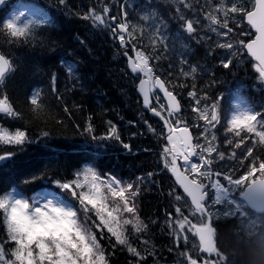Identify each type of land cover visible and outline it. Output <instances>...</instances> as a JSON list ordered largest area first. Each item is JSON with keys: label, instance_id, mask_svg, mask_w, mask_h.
<instances>
[{"label": "trees", "instance_id": "16d2710c", "mask_svg": "<svg viewBox=\"0 0 264 264\" xmlns=\"http://www.w3.org/2000/svg\"><path fill=\"white\" fill-rule=\"evenodd\" d=\"M17 1H32L47 11V23L33 27L27 37L13 38L3 29V15ZM121 1L67 0L65 5H60L58 0H8L7 6L0 9V51L15 68L0 84V97H7L13 110L19 113L17 117L0 113V125L11 132L26 131L31 141L23 146L0 144V155L16 153L9 160L0 162V194L10 188L27 193L39 188L55 189V180L71 181L84 167L92 168L99 176L111 174L122 181L137 183L136 216L145 227L141 233H136L131 225L124 228L129 245L140 252L144 258L142 264H188L184 254L197 258L199 242L194 237L192 243L195 242V246L192 247L191 242L185 245L178 242L170 224L176 218L177 206L184 207V215L192 223H197V219L190 215L191 209L183 201H176V195L184 194L164 167L165 124L142 108L135 91L138 76L129 73L124 47L112 37L110 25L83 18L93 6L98 9L109 6L113 14L119 15ZM185 4L191 7L185 8ZM124 8L130 15L127 23L132 33L131 41L138 51L150 56L149 66L153 72L182 98L184 109L177 114L176 120L190 125L195 134L201 132V127L195 126L199 114L192 111L194 101L188 97L189 91L196 92L197 97L207 96L203 102L206 105L218 103L221 120L213 129L217 137L214 143L226 153L235 150L237 158L233 162L216 161L213 170L235 167L238 174H244L247 165L252 163L250 159L245 162V168L240 169L239 162L247 147L254 148L252 159L257 160L258 166L259 158L264 156V145L258 143V137L242 133L250 138L245 142L246 147L240 149L229 148L225 143L226 139H239L226 131V108L232 94L239 96L255 112H264V82L257 79L258 73L252 67L254 62L246 56L236 57L232 66L225 69L220 65L218 53L203 57L200 48L191 51L186 45H179L183 36L172 41L169 38L172 27L181 25L177 8L187 19L193 13L207 15L205 4L199 0L172 3L128 0ZM206 57L207 72L200 73L197 79L183 75L186 70L197 68ZM69 68L73 69L71 76L68 75ZM36 91L40 93L38 107L31 105V97ZM145 120L154 132L149 131ZM107 121L116 124L121 141L128 143L130 150L124 149L115 139L93 140L90 136L80 135L82 129L92 123L95 136H106ZM42 131L49 132V136L40 137ZM33 176L40 178L24 183ZM137 177L145 179L138 181ZM101 190L105 191L103 186ZM68 198L75 207H80L70 195ZM90 215L96 223L89 221V227L104 249L108 264H138L140 258L128 253V246L117 244L114 237L109 241L107 228H98L96 225L101 223L100 220L94 212ZM131 218V214L117 217L121 222ZM213 226L214 243L225 257L221 264H250L261 242L239 230L238 218L222 216L215 219ZM5 233L4 226L0 225V236ZM209 257L212 261L219 259L215 253ZM198 261L199 258L197 264Z\"/></svg>", "mask_w": 264, "mask_h": 264}, {"label": "snow or ice", "instance_id": "6c2138e0", "mask_svg": "<svg viewBox=\"0 0 264 264\" xmlns=\"http://www.w3.org/2000/svg\"><path fill=\"white\" fill-rule=\"evenodd\" d=\"M67 0H58L60 5H65ZM183 2V0H180ZM251 2V0H250ZM6 3V0H0V5ZM185 8L191 5L185 4ZM253 10L246 12L248 24L256 30V37L250 42H244L240 39L238 44L217 42L216 49H226L231 52V56H223L220 59V65L229 69L232 66L233 59L240 53L235 51L237 47L241 50H247V55L254 58L255 63L252 67L258 73L257 79L264 82V0H255L252 5ZM224 11L225 20L221 24L220 19L215 15H209L206 19L209 21L205 27L219 37H228L232 29L228 26V9H217ZM38 13L42 10L36 9ZM231 13L241 12V6L233 3L230 9ZM177 18L181 23V29L188 34L195 36L197 28L194 23L199 21L186 20L182 14H179L177 8ZM23 12L13 13L11 18L2 21L3 29L11 37H27L33 27L45 25L46 19H29L18 26ZM244 13L241 12V16ZM106 16L108 17L106 20ZM84 19L94 20L100 25H110L109 31L113 38L118 37L121 46H124L123 55L128 58V65L133 73H143L148 77V81L140 80V92L143 93V107L164 121L168 129L166 136L167 144L170 147L164 148L165 164L164 167L174 177L175 183L183 190L186 196L176 195V201H183V204L191 209L190 215L197 217V223H192L187 215H184V207L175 208L176 218L170 224V227L179 236L186 227L188 232H193L199 237V247L202 253H215L219 259L214 261L205 260L204 264H221L225 257L217 249L213 237L216 234L214 222L221 216L225 218H240L239 230L246 231L248 236L256 238L264 243V156L257 160L252 159L255 155L253 147H247L243 159L240 160V169L245 168V162L252 160L247 165L244 174H238L235 167L227 170L213 171L216 161L233 162L237 158L235 150L224 152L214 143L217 137L212 134L209 140V133L216 129L220 123L218 115L219 105L214 102L211 105L201 104L208 99L207 96L197 97V93L189 91L187 93L191 101H195V107L192 111L198 113L197 122L205 121L203 131L200 136H193L189 133L188 126L183 127L181 131H176L172 127L170 117L173 114L182 111L181 105L173 92L169 91L165 83L159 78L153 76V68L150 67V56L144 52L133 48L135 59L129 56L127 45L129 41L125 39V32L129 28L126 22L116 23L117 16L111 15L109 6L98 9L95 6L90 7ZM132 33L128 32L131 37ZM166 39V37H165ZM206 37H201L197 43ZM184 63V61H181ZM243 63V61H241ZM15 70L14 65L4 54H0V84L5 79L6 74ZM73 69L69 68L68 75L71 76ZM197 72L193 67L191 72H183L185 77ZM154 81V87L158 88L167 99V105L160 104V110L153 107L148 90L145 84ZM71 90V89H70ZM39 91L31 97V105L38 107L37 97ZM157 97V102H159ZM239 107V106H237ZM65 111H68L66 108ZM167 112V118L162 114ZM0 113H5L9 117H17L19 113L13 110L7 97L0 99ZM91 120V117L88 118ZM149 127V131H155L147 120L144 121ZM179 123V121H177ZM226 129L229 133H234L238 141L226 139L225 143L229 148L240 149L246 147L245 142L249 136H242V133H248L258 137V143L264 145V112H255L249 107L242 108L237 114H234L227 121ZM108 130L106 136L97 137L93 133L95 128L92 123H88L82 129L80 135L90 136L93 140L97 139H115L120 141L124 149L130 150L128 143H123L116 124L107 121ZM195 126H199L198 123ZM261 129V130H258ZM49 132L42 131L40 137H48ZM203 138L207 143L201 144ZM39 139V138H38ZM26 131L17 130L10 133L0 130V144L23 146L30 143ZM16 153L8 152L6 155H0V162L7 161ZM171 157L170 161L168 157ZM198 157V162H192V158ZM178 161H183L186 166L181 171ZM89 174L91 179L89 180ZM78 177L80 172L76 174ZM84 180L75 179L67 182L55 180L54 184L59 189L60 194L43 190L37 192L32 197L17 195L15 189L11 192L6 191L0 195V211H2L3 222L7 227V243L15 247L6 251V244L0 242V264H108L104 249L102 248L96 234L89 227V221L95 224L90 213L94 212L100 220L98 228L103 226L107 228L110 234L109 241L114 237L117 244L127 245V251L133 257H139L138 264H142L143 257L137 248L129 245L128 237L124 228L131 225L136 233L144 230L142 221L136 216L137 208L135 198L139 191V185L134 182L122 181L115 176H108L106 180L101 179L93 172L92 168L85 167L83 170ZM152 174L149 173V176ZM40 177L33 176L31 179H25L24 183L29 184ZM144 177H137L142 181ZM105 189L102 191L101 188ZM107 193V194H106ZM238 194V195H237ZM78 201L80 207H75L68 199ZM190 199V204L187 201ZM220 206V207H218ZM223 209V210H221ZM81 212L83 219H81ZM131 214V219L118 220V216ZM103 237V232H101ZM187 239V237H185ZM115 247V246H114ZM187 255L188 264H197V258Z\"/></svg>", "mask_w": 264, "mask_h": 264}, {"label": "rangeland", "instance_id": "374dc122", "mask_svg": "<svg viewBox=\"0 0 264 264\" xmlns=\"http://www.w3.org/2000/svg\"><path fill=\"white\" fill-rule=\"evenodd\" d=\"M199 1L205 4V6L207 8L208 16L209 15H215V16H217L220 19L221 24H223L224 23V20H225L224 11L223 10L217 11V9H228V26L232 29V32L235 35H237V37L239 39H241L242 37L239 35L240 33H239V31H238L237 28H239L240 31H242L243 34H247V32H246L247 31V27L245 26V24L243 22V16H241V12L244 13L249 8V6L251 7L253 5L254 0H251V2H250V0H199ZM233 3L239 4L241 6V12L231 13L230 9H231ZM25 9H27V6H25V5H18V8L17 9L15 8L14 10L11 11V13L8 15V18H11V15L13 13L19 14L20 12H22ZM23 14H24L23 15V19H24L23 22H25V21L29 20V18L34 14V12H32V11L29 10V11H24ZM188 19H189V17H188ZM197 20L196 19H193L192 21H197ZM198 21H200V20H198ZM205 23L208 24L209 21L207 20ZM212 34H213V39H211V42L213 43L214 46H215V44L218 41L219 42H224L226 40V37H219L218 38L215 35V33H212ZM205 35H206V33L204 31V36ZM207 41L209 42V40H207ZM227 43H235V44H238L239 42H235L234 40H231L230 42H227ZM236 49H234V50H236ZM239 58L242 59L243 56L240 54L239 55ZM237 106H239V107H237ZM244 107H246V106L243 103H241L232 94L231 95V100L229 101V103L227 105V108H226L227 110L228 109H231L229 119H231L234 114H237ZM205 123H206L205 121H201V125H199L201 127L200 128L201 132L203 131V127H204ZM0 130H3V129L0 128ZM198 134L200 136V133H198ZM211 135H212V130L209 133V140H211ZM200 143L203 145V144H206L207 142L203 138H201ZM80 173H81V175L79 177L77 176V179H80L81 181H83L84 180L83 171L80 172ZM12 190L13 189H11L10 192ZM38 192H40V191H38ZM218 207H220V206H218ZM221 210H223V209H221ZM196 219H197V217H196ZM239 219L240 218H238V221H239ZM173 235H174L175 239L178 242L183 243L184 245L186 243L191 242V244H190L191 247L193 245L195 246V242H194V244L192 243L193 237L196 238L197 243L199 242V240H198L199 238H197V236H195L194 231L190 233V232L187 231V228L185 229L184 232L180 233L179 236H177V233L176 232ZM185 237H187V239H185Z\"/></svg>", "mask_w": 264, "mask_h": 264}, {"label": "water", "instance_id": "95a60500", "mask_svg": "<svg viewBox=\"0 0 264 264\" xmlns=\"http://www.w3.org/2000/svg\"><path fill=\"white\" fill-rule=\"evenodd\" d=\"M5 5V3L3 4V5H0V7H2V6H4ZM253 10V9H252ZM245 21L246 22H248L247 21V18H246V14H245ZM255 32H256V30L254 29V28H252ZM255 37H256V34L254 35V38L253 39H251V40H254L255 39ZM248 42H250V40L248 41ZM247 42V43H248ZM253 60H254V58H253ZM129 68H130V66H129ZM130 70H131V68H130ZM143 80H145V81H148L147 79H145V78H142ZM140 81L138 82V85H137V92H138V94L140 95V97H141V99H142V101H143V93L142 92H140ZM145 88L148 90V93H149V83H146L145 84ZM158 89V88H157ZM158 91H159V89H158ZM160 93H161V95H162V97L164 98V100H165V102H166V104L168 103V101H167V99L163 96V93L161 92V91H159ZM174 95V94H173ZM149 99H150V95H149ZM150 101H151V99H150ZM179 101V100H178ZM152 103V102H151ZM180 103V102H179ZM183 129V127H180V128H178V131H181ZM189 133L192 135V133H191V131H190V129H189ZM173 178H174V180H175V177L173 176ZM205 258H203L202 259V261H201V263L200 264H204V262H205Z\"/></svg>", "mask_w": 264, "mask_h": 264}, {"label": "clouds", "instance_id": "9594fccd", "mask_svg": "<svg viewBox=\"0 0 264 264\" xmlns=\"http://www.w3.org/2000/svg\"><path fill=\"white\" fill-rule=\"evenodd\" d=\"M250 264H264V243H260L259 249L254 253V258L250 261Z\"/></svg>", "mask_w": 264, "mask_h": 264}]
</instances>
